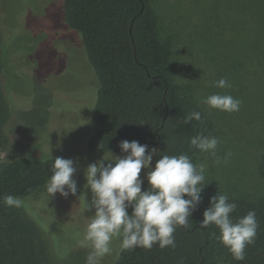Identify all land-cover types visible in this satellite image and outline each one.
<instances>
[{
  "label": "rangeland",
  "instance_id": "obj_1",
  "mask_svg": "<svg viewBox=\"0 0 264 264\" xmlns=\"http://www.w3.org/2000/svg\"><path fill=\"white\" fill-rule=\"evenodd\" d=\"M236 1L149 3L155 36L165 50V69L179 97L206 115L205 136L220 141L217 156L223 161L231 153L220 165L199 149L191 158L193 164L207 165L201 203L208 202L209 191L212 196L218 191L229 197L264 196V180L256 170L264 152V7L255 0L245 8L250 21L243 23ZM0 59L9 107L0 163L19 157L74 161L77 196L49 197L45 184L23 198L21 209L40 232L50 264H86L91 248L79 242L93 212L83 207L85 195L88 200L92 195L84 187V172L103 156L86 148L98 81L81 34L64 21L62 0H0ZM221 78L232 87H214ZM216 93L241 100L240 110L227 113L200 103ZM111 247L101 264L114 262L120 239Z\"/></svg>",
  "mask_w": 264,
  "mask_h": 264
},
{
  "label": "trees",
  "instance_id": "obj_2",
  "mask_svg": "<svg viewBox=\"0 0 264 264\" xmlns=\"http://www.w3.org/2000/svg\"><path fill=\"white\" fill-rule=\"evenodd\" d=\"M151 0H62L67 26L81 34L87 59L94 70L98 88L91 119V135L86 148L92 155L122 154L123 140L155 147L161 155L187 153L190 159L197 148L189 138L205 136L206 115L184 104L177 86L165 69V50L156 38L149 10ZM238 1V2H237ZM240 20L250 21L248 9L255 0H237ZM264 7V0H259ZM201 113V121L184 124L185 115ZM9 107L2 84L0 59V145L7 143L5 124ZM100 145V146H99ZM19 157L0 163V198L13 195L25 198L46 184L54 159ZM64 158V157H62ZM160 158L154 155L152 166ZM256 170L264 180V152ZM145 179L142 191L146 190ZM208 202L200 203L190 217L193 227H178L175 249L136 248L119 251L112 264H264V196H230L237 204L234 221L250 210L256 211L259 228L255 245L245 249V260L236 261L217 237L219 229L200 226ZM203 202V201H201ZM131 213V209H129ZM0 264H50L42 237L21 208H8L0 202Z\"/></svg>",
  "mask_w": 264,
  "mask_h": 264
},
{
  "label": "clouds",
  "instance_id": "obj_3",
  "mask_svg": "<svg viewBox=\"0 0 264 264\" xmlns=\"http://www.w3.org/2000/svg\"><path fill=\"white\" fill-rule=\"evenodd\" d=\"M217 88H231L226 78L213 84ZM201 104L210 109L227 113L240 110L242 101L228 94H212L200 98ZM193 119L201 121V113L193 111L185 115L183 123ZM220 141L215 136L196 135L189 138V144L208 153L213 162L220 165L226 163L231 153H227L222 161L217 156ZM100 146V145H99ZM123 155H115L112 151L88 164L84 176L86 188L91 192V200L84 197V211L93 212L87 224L81 247H90L86 264H101L106 255L112 254V241L120 239V250L143 248L151 250L154 245L160 249H175L174 233L178 227L191 229L190 217L201 203L202 192L206 185L205 163L193 164L187 153L179 155H161L160 151L137 141L123 140L119 144ZM154 155L160 158L152 161ZM142 169L144 178H141ZM51 176L46 181V192L49 197L58 193L67 199L69 195L77 196V171L72 159L57 157L50 169ZM148 182L142 191L144 179ZM79 197V196H78ZM0 202L8 208L24 206L22 197L4 195ZM210 207L203 213L200 226L207 228L216 226L220 235L217 239L228 249L236 261L245 260V249L255 245L259 223L255 210H250L242 218L234 221L231 214L237 204L229 201L228 194L210 197ZM131 209V213H129Z\"/></svg>",
  "mask_w": 264,
  "mask_h": 264
}]
</instances>
